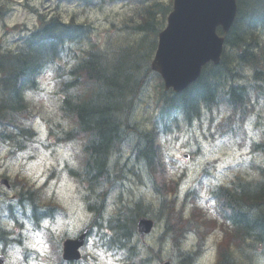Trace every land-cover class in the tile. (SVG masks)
I'll use <instances>...</instances> for the list:
<instances>
[{
	"label": "trees",
	"instance_id": "trees-1",
	"mask_svg": "<svg viewBox=\"0 0 264 264\" xmlns=\"http://www.w3.org/2000/svg\"><path fill=\"white\" fill-rule=\"evenodd\" d=\"M83 2L91 8L98 3ZM238 4L220 64L207 65L199 79L178 94L166 91L151 69L158 33L169 11L161 0H136L135 13L121 24L113 22L104 40L97 39L91 21L78 22L75 17L64 21L52 16L43 19L31 33L21 35L15 49L0 51V113L19 116L18 122H11L13 126H4L5 132L17 140L31 133L23 127V121L40 112L33 103L23 102L21 93L35 87L36 77L50 62L59 60L60 82L54 92L58 102L56 114L49 119L50 129L60 141H80L85 155L78 159L80 167L69 168V172L81 199L94 213L91 226L107 237L109 247L125 253L124 263L152 264L161 258V248L143 246L137 237L136 220L141 215L154 217L163 225L159 238L162 246L171 242L183 249L187 233H194L198 239L192 246L194 255L203 250L206 237L221 225L217 264L252 260L247 252L264 246V209H260L264 205V130L259 141L251 145V169L211 188L219 219L210 218L194 204L196 190L182 192V176L167 179L157 136L159 129L166 131L179 118L191 123L205 114L219 120L222 133L245 132L248 118L257 111L261 113L264 0H238ZM72 60L77 63L67 67ZM63 76L72 79L66 81ZM153 82L159 114L147 129L136 113ZM72 87L77 88L75 93L68 91ZM5 140L0 131V143ZM21 184L27 191H19L16 209L28 201L32 211L41 212L39 190L25 181ZM147 184L157 197L148 198L142 191ZM7 237L0 228V243ZM184 261L192 264L189 259Z\"/></svg>",
	"mask_w": 264,
	"mask_h": 264
},
{
	"label": "rangeland",
	"instance_id": "rangeland-1",
	"mask_svg": "<svg viewBox=\"0 0 264 264\" xmlns=\"http://www.w3.org/2000/svg\"><path fill=\"white\" fill-rule=\"evenodd\" d=\"M16 1L17 0H2L5 5L7 4L9 6L16 3ZM164 1L165 4H170V0ZM44 5H46L45 13L47 15L59 13L67 20L75 17L82 21L93 22L97 26L96 33L99 39H103L106 36L108 29L112 26V22L120 23L126 14L129 15L134 13V7L128 2L126 5L122 3L114 5L102 4L95 8L85 5L84 2L80 0H49L44 1ZM37 24L38 18L36 16L27 14L20 7H17L14 12L4 19L2 30H0V42L6 46H13L14 39L18 36V33H20L19 27L14 28L15 26H23L32 29ZM154 86L155 82L152 83L149 88L148 96L139 106L136 113V118L147 128L152 127L154 115L156 113V90ZM35 105L40 108L42 112L38 120L35 121L36 127L45 133L52 143H38L34 148L29 149L31 154L18 161L16 164H13L11 167V174L6 165L16 160V155L11 154L7 147H0V179L4 173L8 174L11 178H16L15 170L26 162L33 165L34 173H40L41 170L44 169L45 160L47 159L41 149L51 148L54 144H61L57 142L55 136L50 137L48 135L47 122L45 120L48 116L50 117L56 114V98L54 93L53 99L47 105V108H45L43 101ZM260 110L263 114L260 122L264 125V104L260 106ZM217 122L218 120L211 121L209 116H203L201 120L198 121L194 120L191 125L183 120H179L178 125L170 126L167 133H161L159 136L162 142L163 155L167 162V175L170 177L176 175V173H185V186L200 183L203 196L200 202L207 207L211 216L215 215V213L212 208L213 203L206 197L209 185L213 181H217L218 183L227 180L236 172L249 171L251 169V160L254 156L251 154L249 148L253 140L250 132L255 134L258 130L259 134L257 115L251 116L247 123L246 128L248 135L246 144L242 141V137H221ZM76 145L80 147V144ZM204 145H208L207 155L210 157L208 160H203L206 154ZM170 153L172 154L170 155ZM177 156L181 157L182 162L177 160ZM79 157H83L82 151ZM197 157H200L202 162L198 163ZM54 178L58 179V176L55 169H52L48 172L44 185H47L49 181ZM0 190L5 192L4 188ZM9 194L12 195L11 190ZM61 196L69 207L76 206L78 201L75 198L80 196V194L77 192L76 184L73 180L69 178L65 180L64 187L61 190ZM160 231L161 227L156 225L155 229L147 237V242L155 244L156 239L160 235ZM208 245V250L197 264H214L216 258L214 235L209 238ZM167 250L168 252L166 253L165 259L173 255L172 249L168 248ZM260 257L264 260L263 254H261ZM154 264H161V262L159 261Z\"/></svg>",
	"mask_w": 264,
	"mask_h": 264
},
{
	"label": "clouds",
	"instance_id": "clouds-1",
	"mask_svg": "<svg viewBox=\"0 0 264 264\" xmlns=\"http://www.w3.org/2000/svg\"><path fill=\"white\" fill-rule=\"evenodd\" d=\"M76 63L75 60L69 61L67 67L70 68ZM58 66H60V62L57 58L50 62L44 71L36 77L35 87L24 89L20 99L25 103L33 104L43 101L47 108L53 99L56 84L60 82L57 73ZM71 79L70 76H63V80ZM68 91L75 93L77 88L72 87ZM37 132L40 133L37 139L41 143H52L40 129H37ZM250 135L259 141L258 130L255 134L250 132ZM204 150L206 154L203 160H208L210 158L207 155L208 145H204ZM41 151L47 159L44 169L40 173H34L33 165L26 162L15 170V175L41 190V199H47L51 205V214L44 215L37 223L34 218H31L32 206L26 204L24 212L18 213L16 219H8L7 222L0 221V228L9 234L7 239L11 241L7 245L0 243V249H2L0 264H60L57 253H62L65 240L79 241V244L83 245L77 247L76 264H123L125 253L109 247L106 243L107 237H102L101 233H97L94 228L90 229L94 213L89 211L88 203L77 196L75 198L78 201L76 206L69 207L62 199L61 190L65 180L68 179L65 165L70 169L80 167V162L77 159L81 153L80 147L76 145L75 141H70L67 144H54L53 147L41 149ZM30 154V150L18 152L16 160L6 165L10 174L12 165ZM177 160L182 162L179 156H177ZM197 162H202L200 157H197ZM257 162L259 163V161ZM52 169H55L58 179L54 178L44 185L47 174ZM213 183H217V181H213ZM5 192L7 194V190ZM12 200L15 202L14 197ZM260 209H264V205H260ZM39 210L48 212V207H41ZM107 234L111 235V233ZM187 238L192 241L195 239V234L189 232Z\"/></svg>",
	"mask_w": 264,
	"mask_h": 264
},
{
	"label": "water",
	"instance_id": "water-1",
	"mask_svg": "<svg viewBox=\"0 0 264 264\" xmlns=\"http://www.w3.org/2000/svg\"><path fill=\"white\" fill-rule=\"evenodd\" d=\"M236 12V0H175L153 61V68L163 75L167 88L173 86L175 91H181L199 78L206 63H219L225 38L217 34V27L221 25L228 32ZM152 227L153 221L147 218L138 222L142 236ZM79 243L66 241L65 257L78 258Z\"/></svg>",
	"mask_w": 264,
	"mask_h": 264
},
{
	"label": "flooded vegetation",
	"instance_id": "flooded-vegetation-1",
	"mask_svg": "<svg viewBox=\"0 0 264 264\" xmlns=\"http://www.w3.org/2000/svg\"><path fill=\"white\" fill-rule=\"evenodd\" d=\"M4 13H5L4 5H3L2 0H0V19L4 17Z\"/></svg>",
	"mask_w": 264,
	"mask_h": 264
}]
</instances>
